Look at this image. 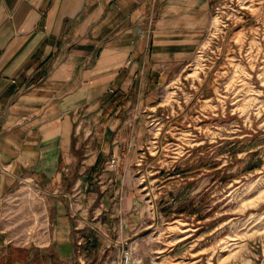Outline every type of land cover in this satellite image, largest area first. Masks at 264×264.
<instances>
[{
	"label": "crops",
	"instance_id": "1",
	"mask_svg": "<svg viewBox=\"0 0 264 264\" xmlns=\"http://www.w3.org/2000/svg\"><path fill=\"white\" fill-rule=\"evenodd\" d=\"M212 14V0H0V258L19 246L4 201L20 182L68 197L59 231L95 228L92 213L103 231L123 230L145 212L141 180L120 170L136 161L139 118L194 60ZM108 240L121 255L122 234ZM58 246L71 257L68 238ZM29 249L12 264L40 261Z\"/></svg>",
	"mask_w": 264,
	"mask_h": 264
},
{
	"label": "rangeland",
	"instance_id": "2",
	"mask_svg": "<svg viewBox=\"0 0 264 264\" xmlns=\"http://www.w3.org/2000/svg\"><path fill=\"white\" fill-rule=\"evenodd\" d=\"M214 2L215 28L202 43L204 53L159 89L156 103L139 118L146 130L132 139L136 161L120 170L141 180L145 212L130 215L123 230L103 231L92 213L87 217L95 228L59 231L57 207L68 205V197L20 182L4 201L12 243L48 257L21 264H264V200L256 199L264 190V0H222V29ZM70 216L82 222L81 212ZM120 234L121 255L118 245L103 243ZM88 235L100 241L90 251ZM62 236L73 246L66 261L58 246ZM227 238L233 244L223 250Z\"/></svg>",
	"mask_w": 264,
	"mask_h": 264
},
{
	"label": "trees",
	"instance_id": "3",
	"mask_svg": "<svg viewBox=\"0 0 264 264\" xmlns=\"http://www.w3.org/2000/svg\"><path fill=\"white\" fill-rule=\"evenodd\" d=\"M8 249H10L12 251V253L10 252L7 260H5L4 257L0 258V264H12L15 261H20V260H27L31 257L30 255V249L27 247H19V246H13L12 244L8 245ZM53 257V255H52ZM47 256H44L41 258L40 261H42V263H46L48 260ZM38 261V262H40Z\"/></svg>",
	"mask_w": 264,
	"mask_h": 264
},
{
	"label": "built area",
	"instance_id": "4",
	"mask_svg": "<svg viewBox=\"0 0 264 264\" xmlns=\"http://www.w3.org/2000/svg\"><path fill=\"white\" fill-rule=\"evenodd\" d=\"M213 1H215L214 3H213V10H214V12L217 14V19L219 20V25H218V27L219 28H221L222 29V27H225L226 25L224 24L225 22H224V20H223V18H224V13H225V11L224 10H222V9H224V5H222V0H212V2ZM217 1V2H216ZM220 1V2H219ZM215 27L211 24V26H210V28H209V30H213ZM216 38V36L214 35L213 36V40ZM202 45L200 46V48L198 49V51H197V56H198V53L201 55V53H204L203 51H202ZM207 49V48H206ZM207 60V59H206ZM192 63V62H191ZM116 162V159H115V157H112L111 159H110V164L111 165H113L114 163ZM128 259H129V255H128V253H126V261H128ZM130 264H140V262H132L131 261V263Z\"/></svg>",
	"mask_w": 264,
	"mask_h": 264
},
{
	"label": "bare ground",
	"instance_id": "5",
	"mask_svg": "<svg viewBox=\"0 0 264 264\" xmlns=\"http://www.w3.org/2000/svg\"><path fill=\"white\" fill-rule=\"evenodd\" d=\"M217 23V22H216ZM218 25V23L216 24V26ZM241 36V35H240ZM239 36V37H240ZM240 65H238L236 68H237V70H240V67H239ZM264 68V67H263ZM196 69H198V67H196L195 68V70ZM262 69V68H261ZM260 76L261 77H263L264 76V72H263V75H261V73H260ZM264 85V84H263ZM239 109L241 110V112H243V113H245L246 112V110H247V108H245V107H239ZM248 114V113H247ZM257 201L259 202L260 200H264V190H262L261 192H260V194L257 196ZM183 224V223H182ZM185 230H187V228H182V230L181 231H185ZM254 234H256V231L255 232H253L252 234H246V235H244V237L245 236H254ZM189 234L188 233H185L182 237H179L177 240L179 241V240H182V239H184L185 237H187ZM232 238V237H231ZM239 237H237V238H232V239H238ZM229 238H227V239H224L222 242L223 243H225L223 246H222V248H223V250H225V249H227L228 248V246H229V244H233V243H230L229 242ZM234 243H236V242H234ZM220 244V243H219ZM227 261V260H226Z\"/></svg>",
	"mask_w": 264,
	"mask_h": 264
}]
</instances>
